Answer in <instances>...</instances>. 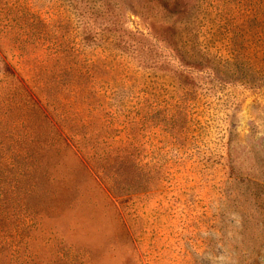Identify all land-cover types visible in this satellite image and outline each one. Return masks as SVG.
Returning <instances> with one entry per match:
<instances>
[{
    "label": "rangeland",
    "instance_id": "374dc122",
    "mask_svg": "<svg viewBox=\"0 0 264 264\" xmlns=\"http://www.w3.org/2000/svg\"><path fill=\"white\" fill-rule=\"evenodd\" d=\"M116 1L84 30V1L0 0V160L32 168L0 264H264V0Z\"/></svg>",
    "mask_w": 264,
    "mask_h": 264
},
{
    "label": "trees",
    "instance_id": "16d2710c",
    "mask_svg": "<svg viewBox=\"0 0 264 264\" xmlns=\"http://www.w3.org/2000/svg\"><path fill=\"white\" fill-rule=\"evenodd\" d=\"M74 1L76 4L84 1V3L87 5L86 8L88 9L90 15H84V13H80V12L75 13V19L81 24L84 30H88V29L92 30L93 28H95L93 26V23L95 19H98V18L101 21H103L102 25H105V26H114L115 23L119 22L117 20V18L119 17V14L117 15L113 10V9L118 10V7H119V3L116 0H74ZM160 1H161L162 9L168 7L170 4L169 3L170 0H160ZM143 13H145V15H148L146 17L147 19L151 20L152 23L155 24L156 22L160 26H165V27L169 26L168 22H166L163 17L160 18L159 20H154L152 18V15L149 16L150 14H148V11L146 9H145V12ZM182 25H186V22L184 21ZM146 34H147L146 37L154 42L151 46H144L145 47L144 48L142 46V43L136 47L132 45L130 46V49H132L131 50L132 57H135L137 62L139 63V65H135V66L145 71H149V72H152L153 70L155 71V69L157 70L162 69V65L158 64L159 57H160L158 55V51L155 52L152 50L153 46H155V48L161 49L162 44L160 43L162 40L159 38H156V36L150 33V31H147ZM123 42L124 44L126 43L125 41ZM135 43H137V41H135ZM128 44L129 43L125 44V46ZM164 44L167 45L166 42ZM165 50L168 53V55H166V58L168 60H170L171 58L177 59L174 54L170 53L171 50H167V49ZM55 55H57L61 59H63V57H66L64 51H59V50L54 51V49L51 51L48 57L54 60L57 57ZM176 55L178 56V54ZM147 56L149 57L148 60H147ZM164 63H172V62L165 61ZM177 66L179 67L180 65L177 64ZM176 71H177V67H176ZM176 71L172 70L171 74L173 78L176 79V81H178L183 70H180L179 68V71H177L178 73H175ZM126 88L127 87H124V89ZM126 96H129V98L132 97L130 95H126ZM106 147L108 150H106L105 157L100 161L102 162V166H100L99 171L100 173H103V175L105 176V179L107 180V181L105 180V183H107V185H111L112 187L113 186L112 183L113 182L117 183V180H114V179H113L114 181L110 180V178L114 177L115 174H110L109 171L111 169H116L117 167H121L123 164L129 162V158L131 157V155L128 154L125 150L120 151L116 147H115V150H112L109 144H106ZM30 171H32V168H31V164L28 162L15 161L10 158L8 160L6 158H2L0 160V205H1L0 215L3 212H6V208L10 207V203L12 204L20 203L21 205H23L24 208L26 207L24 206L25 205L24 197L26 198L28 190L25 186L24 180L27 178L28 172ZM121 186L122 185L119 184L117 188ZM128 188H134L133 184L128 183L125 186V190ZM131 193L132 192H129L127 194H131ZM21 217H22L21 222H17V227H16L17 230L24 229L27 226L26 215L22 214ZM5 225L8 227L7 224ZM4 228L6 227L3 224H1L0 230ZM9 230L12 231V228H9ZM3 231H0V233H2ZM13 247H14V244L12 240H10V238L2 237V236L0 237V256L5 255L6 251L8 252L6 254H10V250H14Z\"/></svg>",
    "mask_w": 264,
    "mask_h": 264
}]
</instances>
